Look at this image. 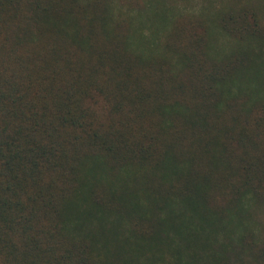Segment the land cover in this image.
<instances>
[{"label":"trees","instance_id":"1","mask_svg":"<svg viewBox=\"0 0 264 264\" xmlns=\"http://www.w3.org/2000/svg\"><path fill=\"white\" fill-rule=\"evenodd\" d=\"M263 45L264 0H0V264H264Z\"/></svg>","mask_w":264,"mask_h":264},{"label":"rangeland","instance_id":"2","mask_svg":"<svg viewBox=\"0 0 264 264\" xmlns=\"http://www.w3.org/2000/svg\"><path fill=\"white\" fill-rule=\"evenodd\" d=\"M154 32V29L151 28L148 33H153ZM212 45L216 47V49L221 52V53H230L232 51H235L237 50V48L232 45L229 41H226L225 39L221 38L219 35H216L213 39V42H212ZM264 46V45H263ZM262 46V47H263ZM242 48V47H239V49ZM238 51L236 52H233V53H237ZM249 52L251 53L252 52V49H249ZM262 57L264 58V53L262 54ZM258 74L260 75H263L264 74V69H260L258 71Z\"/></svg>","mask_w":264,"mask_h":264}]
</instances>
